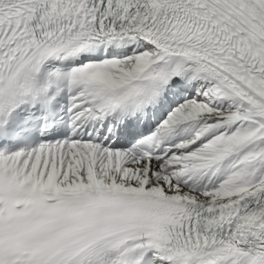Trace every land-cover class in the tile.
Here are the masks:
<instances>
[{
  "label": "snow or ice",
  "instance_id": "6c2138e0",
  "mask_svg": "<svg viewBox=\"0 0 264 264\" xmlns=\"http://www.w3.org/2000/svg\"><path fill=\"white\" fill-rule=\"evenodd\" d=\"M0 264H264V0H0Z\"/></svg>",
  "mask_w": 264,
  "mask_h": 264
}]
</instances>
